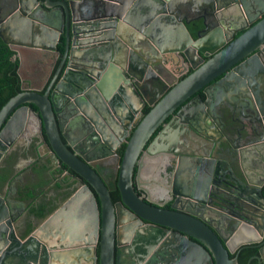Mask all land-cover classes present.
I'll return each mask as SVG.
<instances>
[{"label": "water", "instance_id": "95a60500", "mask_svg": "<svg viewBox=\"0 0 264 264\" xmlns=\"http://www.w3.org/2000/svg\"><path fill=\"white\" fill-rule=\"evenodd\" d=\"M254 1L0 0V38L18 60L22 90L0 109V168H14L20 135L34 127L36 151L42 142L80 184L50 215L56 198L38 208L41 221L23 236L16 206L44 189L43 172L14 190L0 174V264H239L230 255L254 244L264 264V16L245 22ZM179 59L193 70L181 80L166 66ZM43 64L45 80L56 68L39 93L44 84L25 72ZM146 69L164 89L158 97ZM72 131L99 156L125 143L118 202ZM159 154L172 155L167 208L135 177Z\"/></svg>", "mask_w": 264, "mask_h": 264}, {"label": "flooded vegetation", "instance_id": "af4514ba", "mask_svg": "<svg viewBox=\"0 0 264 264\" xmlns=\"http://www.w3.org/2000/svg\"><path fill=\"white\" fill-rule=\"evenodd\" d=\"M264 2L262 0H255L253 3H247L246 8L250 15L249 19L245 22L248 24V26H251L252 23L259 20L264 16ZM257 9L262 10V13H256ZM201 12V11H200ZM256 13V14H255ZM200 13H197L196 15H199ZM196 15H190V16H196ZM238 25H243L242 22L237 23ZM236 25V24H235ZM237 25V26H238ZM241 32H238L235 34V36H238ZM59 47V45H58ZM51 56V55H50ZM208 57H205L204 60H206ZM51 61H49V64ZM196 63H201V60H198ZM166 66L176 75L178 80L183 79L185 76H187L189 73H191L193 70L189 65H187L182 59H179L175 64L172 62L166 63ZM49 66L46 64H43L40 66V68H35L31 73L29 71H26L25 74L27 76H34V85L36 87H40L41 84H44V88L42 90H37L39 93H43L46 84L49 82V80L52 78L53 71L56 68V65L52 69L49 77H47V80H45L47 69ZM157 69L160 70L162 73L160 76L161 78H164L167 82V84H171L175 81V78L167 73L162 67L159 65L156 66ZM38 72H40V75L38 76ZM155 77H158L156 75ZM146 81L150 83V91L149 95L150 98H155L161 95L162 88L161 85H159L158 82H156L154 76L151 73H148V70L146 69ZM158 87L159 91H154L153 88ZM170 87V86H169ZM220 90H225V88H221ZM243 90H250L247 87ZM22 91V90H21ZM146 92H148V89L146 88ZM241 99V98H240ZM244 99V98H243ZM241 99V100H243ZM246 100L252 101L251 99H248L245 97ZM235 101V100H234ZM33 107V106H31ZM150 107L148 105L144 106L142 108V111L144 113H147L149 111ZM235 120H241L239 112L235 113L234 115ZM33 120H30V123ZM29 123V124H30ZM31 125V124H30ZM34 128V127H33ZM33 128H26L21 133V137L18 141L19 150L23 151L21 155H12V161H9L14 168L10 170H2V165L6 164V161L0 162V174L5 176L6 184L8 187H10L12 190L18 188L20 189L23 184H25L26 179H28V176L30 173L35 171H41L43 172L44 179L42 180V186L44 189H39L36 191L35 194L30 195L29 199L24 201V205H18L16 206L17 213H20L18 216V222L16 225V229L18 231L19 235H28L31 232V224L40 222L42 218H38V208H40L43 205H51L52 201L58 200L59 203L55 205V207H51L50 210L47 213V216L51 214V212L60 204L64 203L71 194L80 187V184L78 182V178H75V174L69 170L65 165H63L61 162L56 163L54 159L51 157L49 150L42 144V142L39 144V151H36L35 147L36 144L39 142V137L36 132H34ZM44 135V134H43ZM232 136V135H230ZM70 139L74 142L76 146L83 145L81 150H83V153L86 156L92 157V162L94 164V168L96 172L102 177V179L105 181L108 189L111 190H117L115 186L116 182V164L120 160L119 156V150L123 143L120 144L118 148L114 151V153H109L104 156L100 155V152L96 148H90L88 143L90 140H88L87 144L82 143L83 137L79 135L76 131H72L69 133ZM98 136L95 132L92 133V140L93 143L95 142L97 145H99ZM235 142V141H234ZM80 143V144H79ZM236 143V142H235ZM10 150V149H9ZM8 150H6L7 152ZM16 153V152H15ZM172 163V155H164L159 154L158 156H155L154 158L146 157V166L142 167V169L139 171L138 167H136L135 170V177L138 174H142L143 172L146 173V196L151 195L152 199L157 202L161 203L163 207L167 208L169 205L167 201L169 200L170 193L168 190L171 188L172 183V168L170 167V164ZM9 164L8 166H10ZM43 165H47L48 168L45 169ZM6 167V165H5ZM139 172V173H138ZM149 175V177L147 176ZM75 176V177H74ZM139 176V175H138ZM137 176V177H138ZM187 176V175H185ZM144 180V179H143ZM141 182V179H140ZM64 185V188H67L68 192L64 195L63 192L60 191V186ZM60 191V192H59ZM136 192L141 194L144 193L141 189H136ZM119 195V194H118ZM56 198V200H55ZM120 198L113 201L114 203L118 202ZM54 206V205H53ZM28 226V228H27ZM27 229V231H26ZM22 236V237H23ZM257 261V260H256Z\"/></svg>", "mask_w": 264, "mask_h": 264}, {"label": "trees", "instance_id": "16d2710c", "mask_svg": "<svg viewBox=\"0 0 264 264\" xmlns=\"http://www.w3.org/2000/svg\"><path fill=\"white\" fill-rule=\"evenodd\" d=\"M187 27L192 35L195 36L196 30L201 28V23L199 21L191 22ZM59 47L60 49L62 48L61 45ZM13 55L14 51L0 38V109L11 97L21 92V81L17 73L18 60H15ZM124 147L125 143L119 150L120 157ZM110 194L113 201L119 198L116 190H111ZM39 215H42V213H39ZM259 248L260 244L243 246L237 252L231 254L230 257H237L239 264H257L254 256L258 254Z\"/></svg>", "mask_w": 264, "mask_h": 264}, {"label": "crops", "instance_id": "0c3cea01", "mask_svg": "<svg viewBox=\"0 0 264 264\" xmlns=\"http://www.w3.org/2000/svg\"><path fill=\"white\" fill-rule=\"evenodd\" d=\"M200 9H201V7H200ZM188 14H190V15H196V14H197V11H195V10H194V11H189V10H188ZM244 167H245V169L248 170V171H250V169H251V165H250V164H247V163L244 165ZM147 176L149 177L148 174H147ZM141 179H142V183L145 182V185H146V173L143 172V173L141 174ZM143 179H144L145 181H144ZM143 185H144V184H143Z\"/></svg>", "mask_w": 264, "mask_h": 264}]
</instances>
